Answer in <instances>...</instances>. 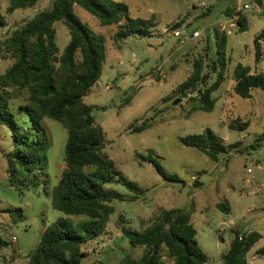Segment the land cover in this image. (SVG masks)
<instances>
[{
	"label": "rangeland",
	"instance_id": "374dc122",
	"mask_svg": "<svg viewBox=\"0 0 264 264\" xmlns=\"http://www.w3.org/2000/svg\"><path fill=\"white\" fill-rule=\"evenodd\" d=\"M12 0H0V47L13 33L31 22L39 13L50 10L54 0H39L36 6L10 12ZM124 3L131 18L151 21L148 35L131 34L118 41L116 35L124 22L102 26L99 20L75 5L81 21L105 39L106 60L102 76L84 103L106 133L105 152L127 181L145 190L135 196L121 184L106 188L125 196L116 201L106 231L84 246L88 256L83 264H124L130 257L138 261L143 248H133L122 230L148 228L164 210L182 209L190 215L197 240L209 257L207 264H224L235 231L248 235L257 231L262 239L248 253L251 264H264L258 251L264 248V91L246 100L236 95L234 71L238 64L255 72L264 70L263 58L255 61V38L264 31V0H106ZM246 5L249 7L246 8ZM239 19L244 20L246 31ZM57 44L60 55L71 40L67 26L58 22ZM200 31L201 37L193 33ZM180 32L181 37L174 33ZM227 35L224 51L227 65L222 87L213 93L217 100L213 112L194 111L199 92L181 93L179 87L193 74L196 62L203 61V74L213 84L221 70L217 61V35ZM15 60L0 51V75ZM217 62V63H216ZM216 68V69H215ZM200 88H204L200 87ZM22 93L15 106L26 102ZM179 102L178 104H175ZM27 116L23 121L27 122ZM150 122L151 127L132 133L131 125ZM249 123L239 131L231 124ZM43 126L50 138L46 169L27 173L25 181L11 183L6 153L13 151L14 138L6 127L0 128V239L8 245L0 250L2 264H30L28 255L39 245L48 226L62 218L79 222L85 217H68L52 206V189L66 168L65 148L68 132L61 123L46 118ZM213 130L228 147L218 162L182 144V139ZM152 154L181 182L166 181L145 159ZM196 183L201 184L195 188ZM224 204L229 212L218 208ZM22 210L24 220L12 217ZM165 264H174L163 249Z\"/></svg>",
	"mask_w": 264,
	"mask_h": 264
},
{
	"label": "trees",
	"instance_id": "16d2710c",
	"mask_svg": "<svg viewBox=\"0 0 264 264\" xmlns=\"http://www.w3.org/2000/svg\"><path fill=\"white\" fill-rule=\"evenodd\" d=\"M39 0H12L10 12L36 6ZM75 5L97 18L102 26L124 22L123 29L116 35L118 41L131 34L148 35L153 24L148 20L133 19L129 7L124 3H106V0H54L50 10L39 13L23 28L5 39L0 47L4 58L12 57L14 64L0 75V128L6 127L14 138V149L6 153L7 173L11 183L24 184L18 168L33 173L46 169L50 138L44 129L46 118L58 121L68 132L65 148L66 168L57 185L52 189V206L68 217H85L74 222L62 218L44 231L39 245L28 255L30 264H83L88 254L84 246L100 237L107 228L115 209L114 202L128 199L120 193L107 189L110 184H121L135 196L145 190L137 183L125 180L115 162L105 152L106 133L93 116V108L84 103V98L98 83L106 60L105 39L95 34L75 12ZM0 22L3 21L0 18ZM64 23L69 29L71 40L60 55L55 24ZM242 32L246 31L244 20ZM194 34V33H193ZM217 61L221 66L217 80L208 86L210 77L203 74V61L195 64L193 74L179 87L181 93L199 92V105L194 111L213 112L217 100L213 93L225 81L226 58L224 51L227 35L218 38ZM264 31L255 38V61L263 58ZM217 63V62H216ZM216 69V68H215ZM236 84L233 92L243 99H252V91H264V72L253 73L252 67L238 64L234 71ZM204 88H200L203 87ZM25 92L26 102L15 106V100ZM27 116V122L23 116ZM249 123L231 124L243 131ZM151 127L144 121L132 124L131 132L140 133ZM182 144L196 149L218 162L227 154L228 147L211 129L203 134L182 139ZM158 174L166 181L181 182L177 174L168 172L152 154L145 157ZM218 208L229 212L224 204ZM24 220L22 210L11 215ZM13 217V218H14ZM133 248H143L142 257L135 261L130 257L124 264H165L163 249H166L174 264H207L209 257L197 240V230L190 215L182 209L164 210L146 229L122 230ZM262 239L254 231L242 235L238 230L229 251L223 256L224 264H251L248 253ZM8 242L0 239V250ZM264 256V248L258 251ZM0 264L1 259H0Z\"/></svg>",
	"mask_w": 264,
	"mask_h": 264
},
{
	"label": "built area",
	"instance_id": "2783aa9c",
	"mask_svg": "<svg viewBox=\"0 0 264 264\" xmlns=\"http://www.w3.org/2000/svg\"><path fill=\"white\" fill-rule=\"evenodd\" d=\"M248 7H249V6L246 5V8H248ZM201 35H202V33H201L200 31H195L194 34H193V37H194V38H199V37H201ZM174 36H175V37H181L182 35H181L180 32H175V33H174Z\"/></svg>",
	"mask_w": 264,
	"mask_h": 264
},
{
	"label": "crops",
	"instance_id": "0c3cea01",
	"mask_svg": "<svg viewBox=\"0 0 264 264\" xmlns=\"http://www.w3.org/2000/svg\"><path fill=\"white\" fill-rule=\"evenodd\" d=\"M252 71H253V73H256L253 69H252ZM258 72H261V71H258ZM258 72H257V73H258ZM263 72H264V70H263ZM257 92L260 93V92H259V89H254V90L252 91V95H253V97L255 96V93H257ZM253 97H252V98H253Z\"/></svg>",
	"mask_w": 264,
	"mask_h": 264
},
{
	"label": "water",
	"instance_id": "95a60500",
	"mask_svg": "<svg viewBox=\"0 0 264 264\" xmlns=\"http://www.w3.org/2000/svg\"><path fill=\"white\" fill-rule=\"evenodd\" d=\"M179 102H177V103H175V104H178ZM201 184H199V183H196L195 185H194V187L195 188H197V187H199Z\"/></svg>",
	"mask_w": 264,
	"mask_h": 264
}]
</instances>
